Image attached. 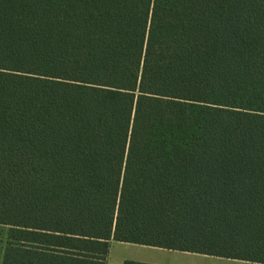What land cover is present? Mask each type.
I'll use <instances>...</instances> for the list:
<instances>
[{"label": "trees", "instance_id": "16d2710c", "mask_svg": "<svg viewBox=\"0 0 264 264\" xmlns=\"http://www.w3.org/2000/svg\"><path fill=\"white\" fill-rule=\"evenodd\" d=\"M0 224L264 263V0H0Z\"/></svg>", "mask_w": 264, "mask_h": 264}, {"label": "crops", "instance_id": "0c3cea01", "mask_svg": "<svg viewBox=\"0 0 264 264\" xmlns=\"http://www.w3.org/2000/svg\"><path fill=\"white\" fill-rule=\"evenodd\" d=\"M9 226L0 224V264L9 247ZM106 264H264L242 258L169 249L125 242H111Z\"/></svg>", "mask_w": 264, "mask_h": 264}]
</instances>
